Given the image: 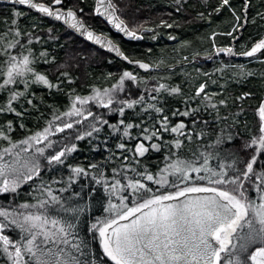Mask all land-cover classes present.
I'll return each mask as SVG.
<instances>
[{"label": "snow or ice", "instance_id": "1", "mask_svg": "<svg viewBox=\"0 0 264 264\" xmlns=\"http://www.w3.org/2000/svg\"><path fill=\"white\" fill-rule=\"evenodd\" d=\"M0 3V264H264V0Z\"/></svg>", "mask_w": 264, "mask_h": 264}, {"label": "trees", "instance_id": "2", "mask_svg": "<svg viewBox=\"0 0 264 264\" xmlns=\"http://www.w3.org/2000/svg\"><path fill=\"white\" fill-rule=\"evenodd\" d=\"M94 0H88V3H93ZM168 4L169 0H135V6L140 9L136 13L137 17L143 20H155L157 16L162 15L166 11H168ZM4 7L2 3H0V8ZM51 23V21H49ZM104 27L105 31H110L111 35L117 39H121L122 36L119 34H116L112 32L107 25H102ZM196 29L199 30L201 34H205L208 31L207 24L201 23L199 25H196L192 28L187 29H176L175 32L178 35L179 38H189L194 39L196 37ZM165 31H172V30H165ZM251 34L252 36H256V29L249 27L247 32L243 33V36L245 39ZM224 39V38H221ZM177 41H171L168 39L167 35H164L162 39L158 41H153L151 39H145L143 41H130L123 38V44L124 47L128 50H136V51H146L148 47H152L155 54L159 55L161 48L165 49L166 55H175V53L172 52L173 47L177 45ZM95 47V46H92ZM102 51V50H101ZM103 52V51H102ZM108 54V53H104ZM237 62H246L247 58L238 57L236 58ZM123 62H120L119 60H114V62L111 65L108 64H100L99 66L93 65L91 71L94 72L96 76H99L100 73L106 72L108 70L116 71L118 68L121 67ZM126 66V65H125ZM254 67L257 65L254 64ZM248 87H255V85H248ZM33 121H29L30 126L32 125ZM87 153H85L86 155Z\"/></svg>", "mask_w": 264, "mask_h": 264}, {"label": "water", "instance_id": "3", "mask_svg": "<svg viewBox=\"0 0 264 264\" xmlns=\"http://www.w3.org/2000/svg\"><path fill=\"white\" fill-rule=\"evenodd\" d=\"M107 26H108V28H109L112 32H114V33H116V34H119V33H117L114 29H111V26H110V25H107ZM119 35L122 36V34H119ZM124 39L128 40L127 38H124ZM93 46H94V45H93ZM95 47L98 48V46H95ZM102 51H104V50H102Z\"/></svg>", "mask_w": 264, "mask_h": 264}]
</instances>
